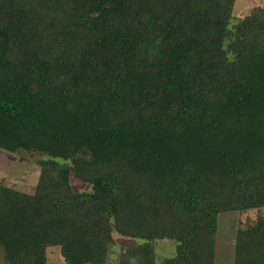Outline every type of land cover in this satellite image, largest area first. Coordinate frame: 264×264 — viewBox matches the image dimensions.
Instances as JSON below:
<instances>
[{
    "label": "trees",
    "instance_id": "obj_1",
    "mask_svg": "<svg viewBox=\"0 0 264 264\" xmlns=\"http://www.w3.org/2000/svg\"><path fill=\"white\" fill-rule=\"evenodd\" d=\"M235 0H0V149L43 155L0 185L4 264H214L217 218L264 208V9ZM74 177L90 185L76 193ZM233 264H264V219Z\"/></svg>",
    "mask_w": 264,
    "mask_h": 264
},
{
    "label": "rangeland",
    "instance_id": "obj_2",
    "mask_svg": "<svg viewBox=\"0 0 264 264\" xmlns=\"http://www.w3.org/2000/svg\"><path fill=\"white\" fill-rule=\"evenodd\" d=\"M264 9V0H235L230 23L233 24L245 17L255 8ZM45 158L35 152L18 151L9 153L0 149V185L22 193L32 194L37 184L39 162ZM70 186L76 193L90 192L91 187L71 177ZM258 219H264V208L245 212H227L217 218L215 234L214 264H233L234 244L237 231L253 225ZM113 244L109 247L106 264H117L119 253L133 247L140 240L122 236L113 230ZM155 263L160 264L165 258L175 255V243L170 239L154 241ZM47 264H65L58 247L48 248ZM0 264H4L0 250Z\"/></svg>",
    "mask_w": 264,
    "mask_h": 264
}]
</instances>
